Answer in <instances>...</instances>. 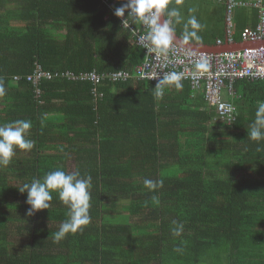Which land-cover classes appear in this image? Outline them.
<instances>
[{
  "label": "trees",
  "instance_id": "1",
  "mask_svg": "<svg viewBox=\"0 0 264 264\" xmlns=\"http://www.w3.org/2000/svg\"><path fill=\"white\" fill-rule=\"evenodd\" d=\"M124 2L0 0V126L29 120L27 138L35 142L0 167V264H264V150L257 151L264 141L247 135L264 102V80L234 84L240 116L231 126L187 80L158 98L153 83L134 75L143 52L112 14ZM196 2L170 0L169 10L182 16ZM248 9L252 27L235 19ZM226 17L222 5L221 34L202 28L201 40L189 43L226 41ZM231 19L236 43L260 23L250 6L234 9ZM185 24L174 23L182 39ZM35 64L50 73L130 77L99 85L96 99L88 82L44 81L37 100L25 78ZM58 168L92 178L90 224L60 241L55 233L69 209L58 195L29 216L27 193L19 192ZM145 179L163 187L150 191Z\"/></svg>",
  "mask_w": 264,
  "mask_h": 264
},
{
  "label": "clouds",
  "instance_id": "2",
  "mask_svg": "<svg viewBox=\"0 0 264 264\" xmlns=\"http://www.w3.org/2000/svg\"><path fill=\"white\" fill-rule=\"evenodd\" d=\"M179 3L180 0H177ZM170 0H125V2L115 9L114 15L124 17L125 12L133 20H138L148 28L147 35L143 38L148 41L147 51L157 56H165L177 41L175 24L182 22V16L177 8L169 10ZM168 17L175 18L174 23ZM189 26L190 29L189 30ZM204 27L193 15L184 25L183 43L187 45L190 41H200L199 30ZM226 42V41H225ZM236 43V42H235ZM228 44V43H227ZM223 45V44H222ZM196 67L201 71H208L210 64L206 59H202ZM183 73L170 72L162 76L155 85V95L162 98L167 86H174L175 89H183ZM6 94L5 87L0 82V96ZM31 121L16 120L0 126V167L8 166L16 149L31 151L35 142L28 139ZM248 137L258 142L264 141V102L258 104L255 120L250 126ZM264 150L260 146L257 151ZM144 185L154 191L163 187V180L145 179ZM92 178L91 176L81 177L79 171L65 172L56 169L46 174L43 181L33 179L31 183H26L19 189L21 193H27L26 203L30 206L27 215L31 216L40 210H48L52 205L53 193L58 195L59 200L68 207V219H66L55 233V239L60 241L67 234H75L91 222L89 214ZM175 223V222H174ZM183 230V225H178L174 230V235L179 236ZM180 251V249H176Z\"/></svg>",
  "mask_w": 264,
  "mask_h": 264
},
{
  "label": "built area",
  "instance_id": "3",
  "mask_svg": "<svg viewBox=\"0 0 264 264\" xmlns=\"http://www.w3.org/2000/svg\"><path fill=\"white\" fill-rule=\"evenodd\" d=\"M226 7L227 21L225 26L226 43L234 44L232 31V12L234 9L244 6L257 8L260 23L254 30L245 29L241 39L244 43L254 46L242 50L224 53L195 52L183 46L175 44L165 56H157L147 51L148 41L143 39L148 32L144 25L135 27L125 13L124 17H117L121 26L127 30L133 42L142 50L144 61L134 69V75L138 80L149 81L156 85L163 75L170 72L183 73V80L191 84L194 92L203 93L207 102L214 107L216 116L226 125H233L238 117V111L234 101L238 98L234 84L243 79L250 81L264 80V47L256 46V43L264 41V6L262 0H218ZM114 15V11L112 10ZM115 16V15H114ZM220 40L216 45L221 46ZM256 46V47H255ZM206 59L210 64L208 71H201L196 65ZM130 75L124 71L110 72L108 75L95 70L74 74L70 72H45L39 64H35L32 74L27 75L26 81L31 83L39 100L41 93L40 85L44 81L53 79H67L72 81L88 82L92 84L91 94L101 98L97 87L104 82H124ZM21 77H14L18 82Z\"/></svg>",
  "mask_w": 264,
  "mask_h": 264
},
{
  "label": "crops",
  "instance_id": "4",
  "mask_svg": "<svg viewBox=\"0 0 264 264\" xmlns=\"http://www.w3.org/2000/svg\"><path fill=\"white\" fill-rule=\"evenodd\" d=\"M222 5L224 4L218 0H199V3L196 2L195 5L189 4L186 7L187 11L182 14V19H183L182 21L184 23H187L189 18L194 15L196 19L197 20L200 19L202 25H204L203 33L206 36H212L219 33L221 34L222 25L221 23H218V18L220 17V7ZM247 11L248 12L242 13L244 15L237 16V14H235V19H238L241 23L245 24L247 27H252V21L255 12L252 9H248ZM135 21L136 23H138V25L140 24L138 20ZM213 38L214 37H210L209 41L213 40ZM190 44H192V46L197 48L198 51H205L211 54L238 51V50H242L244 48L243 46H246V44L241 41L234 44H227L225 41H223V45L221 46L216 45V41L214 44L211 45L203 44V43H194V42ZM255 45L264 47V41L256 43ZM201 46H205L206 48H202ZM236 109L238 111V117H237L238 120L240 116V112L238 110L237 105H236ZM236 122L234 124H236Z\"/></svg>",
  "mask_w": 264,
  "mask_h": 264
},
{
  "label": "water",
  "instance_id": "5",
  "mask_svg": "<svg viewBox=\"0 0 264 264\" xmlns=\"http://www.w3.org/2000/svg\"><path fill=\"white\" fill-rule=\"evenodd\" d=\"M176 37H177V41H176L175 44L180 45V46H183V47L188 48V49H191L193 51L195 50L197 52H205V51H198L197 48H195L194 46H192V44H190V43H188L187 45H185L183 43V39L182 38H180L178 35H176ZM245 44H246V46H243L244 48H249V47H252L253 46V44H250V43H245ZM201 47L202 48H206L205 46H201Z\"/></svg>",
  "mask_w": 264,
  "mask_h": 264
},
{
  "label": "bare ground",
  "instance_id": "6",
  "mask_svg": "<svg viewBox=\"0 0 264 264\" xmlns=\"http://www.w3.org/2000/svg\"><path fill=\"white\" fill-rule=\"evenodd\" d=\"M143 61H144V59H143ZM143 61H142V63H143ZM109 73H110V72H109ZM109 73H103V74L108 75Z\"/></svg>",
  "mask_w": 264,
  "mask_h": 264
}]
</instances>
